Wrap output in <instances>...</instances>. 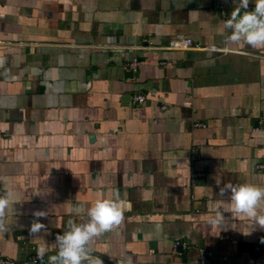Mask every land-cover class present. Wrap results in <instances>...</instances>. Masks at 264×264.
<instances>
[{
  "label": "crops",
  "instance_id": "1",
  "mask_svg": "<svg viewBox=\"0 0 264 264\" xmlns=\"http://www.w3.org/2000/svg\"><path fill=\"white\" fill-rule=\"evenodd\" d=\"M216 1L0 0V194L16 195L1 257L55 255L67 221L108 198L124 219L92 242L103 260L203 264V249L209 264H264V229L220 194L264 186V49L227 45L238 0L224 14ZM177 37L194 46L168 49ZM177 239L190 248L173 250Z\"/></svg>",
  "mask_w": 264,
  "mask_h": 264
},
{
  "label": "clouds",
  "instance_id": "2",
  "mask_svg": "<svg viewBox=\"0 0 264 264\" xmlns=\"http://www.w3.org/2000/svg\"><path fill=\"white\" fill-rule=\"evenodd\" d=\"M250 0H238L237 6L230 18L224 22L228 30L225 43L227 45L250 46L251 49H264V0H255V8L248 11ZM243 10V12H242ZM230 193L231 213L233 217L243 215L251 219L254 225L264 229V186L252 183L233 184L228 182L220 188V194ZM16 203V195L12 190L0 194V232L9 230L7 224V211ZM74 211L78 214L80 208ZM29 233L37 236L46 225L41 218L46 216L44 211L33 213ZM124 219V209L114 199L98 198L87 210V218L83 223L73 220L67 221L63 234L56 237V254L48 257V264H104V261L93 255L91 244L98 238L119 226ZM225 217L222 211H217L216 216L210 219L214 225H222ZM264 243V238L261 239ZM47 245L37 249V259L43 260Z\"/></svg>",
  "mask_w": 264,
  "mask_h": 264
},
{
  "label": "built area",
  "instance_id": "3",
  "mask_svg": "<svg viewBox=\"0 0 264 264\" xmlns=\"http://www.w3.org/2000/svg\"><path fill=\"white\" fill-rule=\"evenodd\" d=\"M215 5L216 7L220 8L223 14L225 13L226 0H217ZM193 46H194L193 41L190 37L172 38L168 41L166 45L168 49H173V50H184ZM199 48L214 52L223 50L215 44H209V45L201 46ZM137 63H138V59L136 57L133 58L131 61L126 63L125 65L126 70L131 71L132 73L135 72L137 70ZM143 100H144V95L142 93L136 94L133 97V102H141ZM183 104L185 105L187 104V102ZM256 129L264 133V121L260 120L258 122ZM259 167L264 169V164L259 165ZM190 246L191 245L188 241L177 239L173 242L172 248L173 250L188 249L190 248ZM212 258H213V253L211 251H206L203 249L200 250L201 263L209 264ZM103 261L105 262L107 261L109 264H124L122 260L113 257H106V259H104ZM0 264H48V257L45 256L43 260H39L37 259L36 253H31L28 256L21 259H12L9 257L0 256ZM85 264H87V262H85Z\"/></svg>",
  "mask_w": 264,
  "mask_h": 264
}]
</instances>
